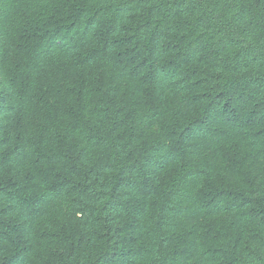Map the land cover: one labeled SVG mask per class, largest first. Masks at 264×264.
Here are the masks:
<instances>
[{"label": "trees", "instance_id": "1", "mask_svg": "<svg viewBox=\"0 0 264 264\" xmlns=\"http://www.w3.org/2000/svg\"><path fill=\"white\" fill-rule=\"evenodd\" d=\"M0 264H264V0H0Z\"/></svg>", "mask_w": 264, "mask_h": 264}]
</instances>
